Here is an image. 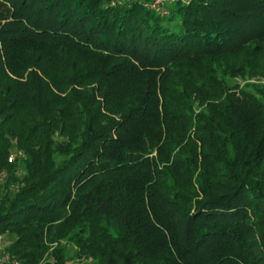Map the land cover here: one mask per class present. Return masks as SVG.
Here are the masks:
<instances>
[{
  "label": "trees",
  "instance_id": "trees-1",
  "mask_svg": "<svg viewBox=\"0 0 264 264\" xmlns=\"http://www.w3.org/2000/svg\"><path fill=\"white\" fill-rule=\"evenodd\" d=\"M152 2L0 0L21 264H264V0Z\"/></svg>",
  "mask_w": 264,
  "mask_h": 264
},
{
  "label": "rangeland",
  "instance_id": "rangeland-1",
  "mask_svg": "<svg viewBox=\"0 0 264 264\" xmlns=\"http://www.w3.org/2000/svg\"><path fill=\"white\" fill-rule=\"evenodd\" d=\"M166 0H154L155 6H161L162 2ZM168 1V0H167ZM232 82L237 85H244L246 82H264L262 75H254L252 77L236 75L231 78ZM33 111L31 104L21 110V114H30ZM56 138H62L61 135L55 134ZM23 133L18 122V119L13 118L3 124L0 129V147L2 155L0 158V190L4 185L10 184V175L13 173L20 177L31 168L30 157L24 151L23 147ZM15 187V186H11ZM0 264H12L8 257V253L4 252V246L11 240V235L7 232L0 233ZM71 250V247H69ZM21 263V262H20ZM67 264H86L82 260H68Z\"/></svg>",
  "mask_w": 264,
  "mask_h": 264
},
{
  "label": "built area",
  "instance_id": "built-area-1",
  "mask_svg": "<svg viewBox=\"0 0 264 264\" xmlns=\"http://www.w3.org/2000/svg\"><path fill=\"white\" fill-rule=\"evenodd\" d=\"M151 5H152V6H155V5H154V0H153V2L151 3ZM0 238H1V237H0ZM8 257H9V259L11 260V263H12V264H21L17 259H15V258H11L9 254H8Z\"/></svg>",
  "mask_w": 264,
  "mask_h": 264
}]
</instances>
